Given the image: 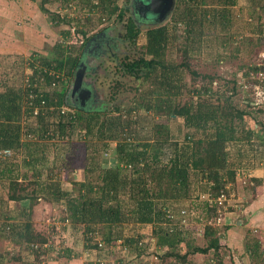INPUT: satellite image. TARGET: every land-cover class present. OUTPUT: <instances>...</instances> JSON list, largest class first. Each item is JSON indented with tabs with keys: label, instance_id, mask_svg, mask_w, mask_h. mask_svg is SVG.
I'll list each match as a JSON object with an SVG mask.
<instances>
[{
	"label": "trees",
	"instance_id": "1",
	"mask_svg": "<svg viewBox=\"0 0 264 264\" xmlns=\"http://www.w3.org/2000/svg\"><path fill=\"white\" fill-rule=\"evenodd\" d=\"M47 1L43 0L42 5L45 12ZM65 1L64 8H68L69 0ZM238 1L175 0L170 21L148 27L137 57L123 63L124 72L139 78L140 85L135 87L138 98L127 108L114 104L111 108L100 105L84 110L69 102L67 93L74 71L90 38L84 29L76 31L78 47L67 41L71 29L62 30L65 41L53 43L50 54L31 53L28 64L32 71L25 83L3 85L0 151L9 149L11 154L0 155V186L7 182L8 200L16 207L11 210V205L6 206L7 201L0 197V216L4 218L0 238L23 246L28 256L33 254L31 262L22 258V264H42L43 243L52 237H46L29 219L40 200L61 206L58 217L50 215V219L61 220L67 228L71 225L74 232H80L81 227L85 250L95 249L93 257H89L94 261L84 264H129L132 259L148 264L143 258L152 245L151 254L160 264H194V255L206 257L202 264H239L227 246L222 250L221 231L214 227L222 207L215 200L221 193L230 196L227 185L237 182V172L241 171V161L229 152L230 143L251 144L250 157L254 162H264V139L257 138L258 129L253 124L259 123L254 111L264 112V104L255 109L250 101H242L243 106L232 101L242 90L237 75L247 77L259 69L253 57L258 54L259 40L264 38V0H242L249 27L248 33L242 32L244 35L231 32L232 8ZM88 7L90 12L101 8L106 20L118 10L115 0H100L99 6L91 0ZM123 14L124 9L118 12L119 19ZM53 16L54 25L72 26L68 14ZM139 31L128 19L124 36L134 42ZM180 35L182 45L175 42ZM193 44L198 49L217 50L216 62L239 55L242 59L248 56L250 61L241 63L228 76L198 73L189 62ZM172 52L182 53L183 58L171 60ZM188 73L200 78L192 88H188ZM214 81L217 85H213ZM181 96L187 98L183 104L177 101ZM157 101L166 115L159 120L151 117L150 123L143 125L138 108L154 113ZM168 118H175L178 124H167ZM74 134L80 139L90 136L99 143L88 144L84 178L69 181L61 177L63 169L56 170L50 156L61 147L55 139L62 141ZM111 142H115L113 146ZM110 147L115 161L104 166L102 154ZM252 180L253 188L261 184L259 178ZM125 195L127 199L122 197ZM22 201H28V206L20 205ZM193 208L205 210L193 217L202 228L205 243L201 245L194 242L190 235L193 230L182 221ZM124 223L150 225L151 230L125 233ZM95 231L105 241L100 249L91 236ZM147 234L150 237L145 242ZM256 245L260 246L257 241ZM116 247L117 258L110 263L111 251ZM247 248L252 255L263 254L250 245ZM67 250L66 256L70 257V248ZM4 259L0 253V264Z\"/></svg>",
	"mask_w": 264,
	"mask_h": 264
},
{
	"label": "rangeland",
	"instance_id": "2",
	"mask_svg": "<svg viewBox=\"0 0 264 264\" xmlns=\"http://www.w3.org/2000/svg\"><path fill=\"white\" fill-rule=\"evenodd\" d=\"M90 1L91 0H69L67 1L68 8H64L66 3L65 0H49L44 4V6L47 7V12H45L42 7L43 0H0V90L4 88L3 85L5 83L11 85L25 83L28 75H30L32 71L28 64V62L31 61L29 58L31 53L34 54L37 52L39 56L50 54L52 44L63 40L64 34L61 32L62 30L71 29L72 34L67 41L76 43L75 46L78 47L77 44L80 43V38L79 35L76 34L77 28L86 30V35L88 36L111 24L113 44L111 43L110 47L112 50H110L111 48L105 42L106 46H99V48H97L98 53L96 57H92V55L87 56L88 61H92V63L95 62L96 66L94 65L93 67L99 65V69L101 68L100 74L97 73L99 76L97 75L96 77L95 87L98 92L101 89L100 95L102 97L100 102L97 99H93L90 103H92L93 106L101 105V107L104 108H111L114 104L127 108L133 104V102L136 101V97L138 98L135 87L140 86L139 78L135 79L133 75L125 73L123 63L137 57L139 54L138 50L145 41L146 29L155 24H140V31L134 43L131 39L123 36L125 31L124 23L129 17V12H124V16L122 17L123 22H121L120 25V22L115 18L118 17V10L106 20L102 18L105 15L101 8L97 11H89L88 5ZM92 1L95 5H100V0ZM242 3L243 1L239 0L238 4L232 8L233 17L231 32L235 34L240 32V34L244 35L242 32L248 33L249 27L245 20L247 12ZM115 4L118 6V9L121 5L123 8L124 5L130 4V0H115ZM140 7L142 8V14H145V8L142 4ZM56 14H68L72 26L67 23L54 25L52 19L54 17L53 15ZM171 14L172 13L158 24L169 22ZM152 15L156 17L157 14ZM81 39L84 41L83 37ZM183 41L184 39L180 35L175 42L182 45L184 43ZM258 46L259 49H256L258 54L255 56L256 58L253 57V62L257 60L261 61L262 59V56L259 57V53L262 55L264 52L263 37L259 40ZM193 47L194 48H191L189 53V62L192 69H195V71L202 74L208 72L228 76L235 71L241 63H247L250 61L248 56L242 59L239 55L236 58L226 56L221 61L216 62L215 55L217 50L216 52L213 50L210 52V47H206V49L204 47L198 49L195 44H193ZM112 51L113 53L111 54L110 52ZM256 52L254 51V53ZM211 54H213V57L210 59ZM169 58L171 60L179 61L183 58V54L180 52H172L170 53ZM99 69L95 68V71H98ZM186 77L187 84L189 85L188 88H192V86L200 82L198 76L194 77L192 74L188 73ZM142 88L143 86H141V89ZM241 92L234 95L232 98L233 102L242 105V101H250V104L254 106L255 109H261L259 106L260 104L254 103H261L264 101V96L261 94H255L258 92L257 90L254 89L250 92V88L248 90L242 88ZM177 101H181V104H183L184 101H187V98L186 96H181L179 99L177 98ZM153 111L154 113L152 111L145 112L142 107L138 108L137 112L142 115L141 118L143 120L141 121H143V125H146L147 123L149 124L151 117H153L154 120H159L160 116L166 115L165 111H162L159 108L158 101L155 103ZM160 112L163 113L160 114ZM254 112H256V118L259 120V123H255V121L251 119V121H254V126L258 129L256 134H258L259 137L257 138L264 139V112L262 110L260 113L257 110ZM165 122L171 126L178 124L175 118L172 120L168 118ZM68 137L69 139L65 138L62 141L55 139L57 143H60L61 147H57L50 157L57 168L56 170L63 169L60 175L61 177H65L64 180H82L84 178L83 173L85 172L84 166L86 164V158L90 154V150L87 149L88 144H92L93 141L96 144L99 142L95 139L92 140L90 136L86 135L81 137V139L79 138V135L75 134ZM114 143L115 142H111L110 144L113 146ZM114 156L115 153L113 147H110L105 153H103L101 161H103L104 166H111L112 162L115 161ZM242 157V160L247 158L246 156ZM245 163H247V161H245ZM254 163L258 162L255 161ZM249 169H253L251 165ZM247 170L248 168L246 170L244 169V171L237 172V182L234 184L228 183L227 186L230 188L231 194L223 203V207L221 208V218L218 222L214 223V227H217L218 231H221V242L224 244L222 250L227 246L229 253H233L235 257H238L239 264H264V194L261 193V184L264 178L261 179V184L257 185V188H253L254 182L252 178L254 177L252 176H254V173ZM3 184L1 183L0 186V197L3 201H7V203H5L6 206L10 204L11 210H13L16 207L15 202H10V200H8V184L7 182L4 185ZM70 186H73L72 183ZM122 197L127 199L126 195ZM23 204L28 206V201H22L20 203V205ZM60 207L59 204L49 205L40 200L35 204L33 211L29 216V219L32 221L36 229L44 231L46 237L52 236L46 241L47 246L42 247V251H44L41 255L42 264H49L50 260L53 259H55L56 263V259L59 260V262H61V260L63 262L64 259L67 260L71 258H81L83 259L82 262L84 264L85 262L90 261L88 255H85L86 250L84 240L82 246L78 249L79 252L76 253V256L75 254L73 257L66 256L70 244L79 245L81 243V227L78 229L80 232H74V228L71 225L67 228L61 220L57 222V220L50 219L53 216L58 217L57 213H61ZM19 208L20 207L18 206L15 214H17ZM2 209H4V206ZM204 212L205 210L200 208L190 209L187 217L185 216L182 220L187 228L194 231H192L190 235L193 236L194 242L199 245L204 244L205 240L201 236L202 228L197 226V221H195L193 217L197 213L204 214ZM50 215L53 216L49 217ZM3 221V216H0V223ZM122 227H125L123 228V232L129 234H133L137 230L139 231V229H142L145 233H150L151 230V228H148L151 227L150 225L138 227L134 226L132 223H124ZM147 235L148 237L144 239L145 242L148 241L150 237L149 234ZM91 236L93 241L97 242V240L100 239L101 234L96 233ZM256 241L257 244L260 245L259 247L256 245ZM151 243L153 244V242ZM248 245L254 248L257 253L263 251V254L252 255L250 251H248ZM153 247L154 245L150 248L151 251L149 250V256H144L143 261H149L147 262L148 264H160L161 262L157 261L156 255L151 254L154 251ZM73 248H70L69 255H71V251L74 250ZM117 249L118 248L116 247L111 251L109 257L110 263H113L115 258H117ZM76 250L77 248L75 247L74 251L76 252ZM27 252L24 251L23 246L0 238V253L5 256L3 261L4 264H22V258L25 259L27 263L31 262L33 254L28 256L26 255ZM123 254L126 256V253ZM18 257L20 258L17 259ZM204 259H206L204 255L192 256L194 264H202ZM225 259H229L228 255H225ZM130 263L138 264V261L137 259H132L129 264Z\"/></svg>",
	"mask_w": 264,
	"mask_h": 264
},
{
	"label": "flooded vegetation",
	"instance_id": "3",
	"mask_svg": "<svg viewBox=\"0 0 264 264\" xmlns=\"http://www.w3.org/2000/svg\"><path fill=\"white\" fill-rule=\"evenodd\" d=\"M138 1L139 0H136V1L130 0V4L124 5L123 8H122V5H121V7H119V9H118V12L121 13L122 9H124V12H129L128 19H132L138 27H140L139 26L140 24H144V23L146 25L151 24V22H153L155 16H153L152 13H150V12H146V9H144L145 14H142L143 13L141 11L142 8L139 6ZM117 16L118 17H115V18H116V20H118V22H120L119 24L121 25V22H123V19L122 18L119 19L120 15L117 14ZM128 19H127V21H128ZM116 20H115V22H116ZM127 21L124 23V27H125L124 34L126 33ZM111 30H112V25L110 24L109 26H105V27H103V29H100V30H98V31H96V32H94V33H92L90 35L89 39L93 38L95 35H98V37L96 38L95 41L91 42V44L93 46L91 48L92 51H90L91 54H89V55H92V57H96V55L98 53L97 48H99V46H101V47L102 46H106V43H107V45H109V47L111 46V43H112V40H113V36H112ZM124 34H123V36H124ZM95 42H97L96 45H94ZM110 50H112V48ZM110 53L112 54L113 51L110 52ZM94 65H95V62L92 63V61H89L87 63L86 72H85V76H84V80H83V82L85 84L90 86V88L92 90L91 95L85 100L80 99V103H79L77 98H75V99L74 98H70V102L71 103L73 101L74 104L79 105L78 107L82 108L84 110L89 109L91 106H93L92 103H90V102H92L93 99H97L100 102L101 97H102L100 95V92H101L100 90L101 89L98 92L97 88L95 87L96 77H97V75L99 76L101 68L99 69V67H100L99 65L97 67H93ZM95 68H98L99 70L95 71ZM97 73H99V74H97ZM78 98H80L79 95H78Z\"/></svg>",
	"mask_w": 264,
	"mask_h": 264
},
{
	"label": "water",
	"instance_id": "4",
	"mask_svg": "<svg viewBox=\"0 0 264 264\" xmlns=\"http://www.w3.org/2000/svg\"><path fill=\"white\" fill-rule=\"evenodd\" d=\"M138 4L139 6L142 4L146 9V12L157 14L153 22H151L157 25L158 23H161L163 20H165L170 15V13H172V10L175 6V0H139ZM97 37L98 35H95L93 38L89 39L83 48L82 56L80 58L79 64L74 71L73 79L67 93L69 102L70 98H77L80 103V99L85 100L92 93L90 86L85 84L83 80L86 72V65L89 62L87 60V56L89 55L90 51H92L91 48L93 45L91 44V42L95 41ZM96 44L97 42H95V45ZM78 95L80 98H78ZM74 105L79 106L77 104Z\"/></svg>",
	"mask_w": 264,
	"mask_h": 264
},
{
	"label": "built area",
	"instance_id": "5",
	"mask_svg": "<svg viewBox=\"0 0 264 264\" xmlns=\"http://www.w3.org/2000/svg\"><path fill=\"white\" fill-rule=\"evenodd\" d=\"M263 53L262 55L259 53V57L262 56L261 61L259 60L256 61L257 66L259 68L256 72L254 71L249 72L247 77H244L240 74L237 75V83L241 86V89L243 88V89L248 90L250 88V92L255 89L258 91L255 94H261L262 96H264V54ZM213 83L214 85H217L218 82L214 81ZM254 103L264 104V101H262L261 103L259 102H254ZM10 154H11V151L9 149H3L0 151V155H3V156L10 155ZM227 198L228 196L226 194L221 193L215 200L216 204H218L220 208L223 207L222 205L226 201ZM220 218L221 217L218 218L217 222L220 220ZM96 233L98 232L97 231L92 232V235H95ZM104 243H105L104 239L100 236V239L97 240L98 248L100 249L101 247H103ZM117 243L120 244L121 240H118ZM43 246H47V242H44ZM94 254H95V249H93L91 252H87V251L85 252V255H88V258L93 257ZM90 261H94V260H90Z\"/></svg>",
	"mask_w": 264,
	"mask_h": 264
},
{
	"label": "crops",
	"instance_id": "6",
	"mask_svg": "<svg viewBox=\"0 0 264 264\" xmlns=\"http://www.w3.org/2000/svg\"><path fill=\"white\" fill-rule=\"evenodd\" d=\"M229 148V152L231 153V155L236 158V161L240 160L242 167L241 171H244V169L246 170L248 168L247 171H250L252 173H254V178H259V179H263L264 178V162H259V163H254V160L252 161V158L250 157L253 152H252V147L251 144H246V143H241V142H232L229 144L228 146ZM242 156H246L247 158H244L245 161H247V163H245L244 160L241 159ZM239 161V162H240ZM251 161V162H250ZM250 165L252 166V170L249 169ZM79 178V177H77ZM261 193L264 194V179L263 182L261 184ZM143 225H139L138 227H142ZM81 243L79 245H71L70 244V248H73L75 250V247L77 248L76 252L74 250L71 251V257H73V255L75 254V256L77 255L76 253L79 252V248L82 246L83 244V239L81 238ZM83 259H77V258H71V259H64L63 262L61 260V262H59V260L56 259V263H55V259L50 260L49 264H83Z\"/></svg>",
	"mask_w": 264,
	"mask_h": 264
},
{
	"label": "clouds",
	"instance_id": "7",
	"mask_svg": "<svg viewBox=\"0 0 264 264\" xmlns=\"http://www.w3.org/2000/svg\"><path fill=\"white\" fill-rule=\"evenodd\" d=\"M255 62H256V61H255ZM256 63H257V62H256ZM227 92H228V93H230V91H229V90H227ZM260 105H262V104H260Z\"/></svg>",
	"mask_w": 264,
	"mask_h": 264
}]
</instances>
